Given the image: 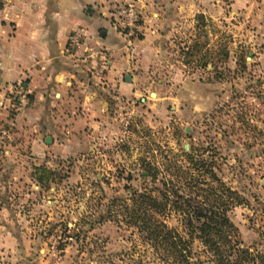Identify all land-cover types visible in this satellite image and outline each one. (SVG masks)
I'll use <instances>...</instances> for the list:
<instances>
[{"label":"rangeland","instance_id":"1","mask_svg":"<svg viewBox=\"0 0 264 264\" xmlns=\"http://www.w3.org/2000/svg\"><path fill=\"white\" fill-rule=\"evenodd\" d=\"M255 1L237 13L231 0H220L216 14L170 22L150 38L141 9L136 26L123 29L114 7L111 19L128 48L140 44L129 72L139 78V94L117 96L109 116L119 135L93 150L59 159L48 147L33 149V133L20 120L24 109H4L2 263L160 264L129 211L134 192L163 189L164 182L219 212L227 204L223 189L237 192L243 204L227 214L242 247L264 260V1ZM67 47L74 49L70 41ZM82 54L84 64H99L102 54L109 63L104 50ZM90 68L89 77H104L108 66L98 76ZM182 218L158 220L185 235ZM193 247L201 260L209 257L199 240Z\"/></svg>","mask_w":264,"mask_h":264},{"label":"crops","instance_id":"2","mask_svg":"<svg viewBox=\"0 0 264 264\" xmlns=\"http://www.w3.org/2000/svg\"><path fill=\"white\" fill-rule=\"evenodd\" d=\"M134 1L149 38L170 22L221 10L220 0H0V119L7 86L23 81L29 104L20 120L33 133V149L45 146L54 157L68 159L119 135L109 111L117 96L130 100L139 94L134 91L139 78L129 72L140 44L128 48L111 11ZM253 5L255 0H231L237 13ZM74 32L86 39L80 49L68 50ZM84 49L90 55L107 52L104 77L86 74L87 67L99 64L98 59L82 63ZM2 238L0 232V249Z\"/></svg>","mask_w":264,"mask_h":264},{"label":"trees","instance_id":"3","mask_svg":"<svg viewBox=\"0 0 264 264\" xmlns=\"http://www.w3.org/2000/svg\"><path fill=\"white\" fill-rule=\"evenodd\" d=\"M151 185L157 181V172L148 174ZM215 179V178H214ZM162 183V188H150L143 192H134L131 196L132 209L129 211L131 224L145 235L147 242L159 255L160 264H255L263 258L243 248L238 230L231 222L228 212L241 206L240 195L224 188L227 198L224 210L217 211L208 206L209 200L198 201L191 196L178 194L171 184ZM214 191V190H213ZM181 215L183 231L172 228L158 220L159 216ZM199 240L209 257H201L193 247Z\"/></svg>","mask_w":264,"mask_h":264},{"label":"built area","instance_id":"4","mask_svg":"<svg viewBox=\"0 0 264 264\" xmlns=\"http://www.w3.org/2000/svg\"><path fill=\"white\" fill-rule=\"evenodd\" d=\"M137 5V1L125 4L123 6H117L114 12V16L121 22L123 29H130L139 21L140 10ZM81 32H74L70 37V45L72 48L78 46V42L81 40ZM97 53H94V55ZM99 54V53H98ZM109 65L107 58L104 54L101 55L99 66L95 68L96 73L103 72ZM28 105V94L24 85L20 83L12 84L6 88V96L2 108L6 109L7 106L14 109L16 112H20Z\"/></svg>","mask_w":264,"mask_h":264}]
</instances>
